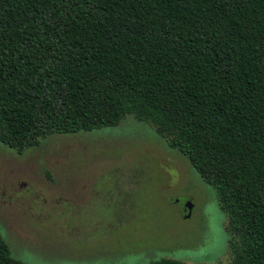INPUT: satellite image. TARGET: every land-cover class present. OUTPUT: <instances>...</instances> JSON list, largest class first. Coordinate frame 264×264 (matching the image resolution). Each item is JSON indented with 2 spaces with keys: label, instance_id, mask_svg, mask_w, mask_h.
<instances>
[{
  "label": "trees",
  "instance_id": "1",
  "mask_svg": "<svg viewBox=\"0 0 264 264\" xmlns=\"http://www.w3.org/2000/svg\"><path fill=\"white\" fill-rule=\"evenodd\" d=\"M127 116L215 190L227 264H264V0H0L1 143Z\"/></svg>",
  "mask_w": 264,
  "mask_h": 264
},
{
  "label": "rangeland",
  "instance_id": "2",
  "mask_svg": "<svg viewBox=\"0 0 264 264\" xmlns=\"http://www.w3.org/2000/svg\"><path fill=\"white\" fill-rule=\"evenodd\" d=\"M226 225L215 190L132 116L21 155L0 142V234L25 264H227Z\"/></svg>",
  "mask_w": 264,
  "mask_h": 264
},
{
  "label": "water",
  "instance_id": "3",
  "mask_svg": "<svg viewBox=\"0 0 264 264\" xmlns=\"http://www.w3.org/2000/svg\"><path fill=\"white\" fill-rule=\"evenodd\" d=\"M191 208H192L191 203L189 201L186 202V204L184 205V209L186 210V215L184 216V218H189L191 214Z\"/></svg>",
  "mask_w": 264,
  "mask_h": 264
},
{
  "label": "flooded vegetation",
  "instance_id": "4",
  "mask_svg": "<svg viewBox=\"0 0 264 264\" xmlns=\"http://www.w3.org/2000/svg\"><path fill=\"white\" fill-rule=\"evenodd\" d=\"M184 214H186V212L184 211Z\"/></svg>",
  "mask_w": 264,
  "mask_h": 264
}]
</instances>
